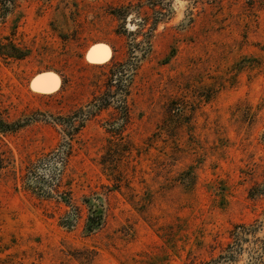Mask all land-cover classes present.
Returning a JSON list of instances; mask_svg holds the SVG:
<instances>
[{
    "label": "rangeland",
    "instance_id": "1",
    "mask_svg": "<svg viewBox=\"0 0 264 264\" xmlns=\"http://www.w3.org/2000/svg\"><path fill=\"white\" fill-rule=\"evenodd\" d=\"M134 40L150 49L114 93L127 118L112 102L77 129ZM1 42L24 52L0 55V112L21 122L4 147L19 175L70 141L79 216L0 177V264H252L218 257L264 211V0H24L0 11Z\"/></svg>",
    "mask_w": 264,
    "mask_h": 264
},
{
    "label": "trees",
    "instance_id": "2",
    "mask_svg": "<svg viewBox=\"0 0 264 264\" xmlns=\"http://www.w3.org/2000/svg\"><path fill=\"white\" fill-rule=\"evenodd\" d=\"M24 0H0V11L2 13H9L18 8ZM127 9V8H126ZM120 15H126L127 10H120ZM124 12V13H123ZM145 24V23H144ZM133 34V33H132ZM135 34V33H134ZM130 45V53L133 54L132 58L127 61H113L111 60L109 65L110 76L107 78L108 90L102 95L94 96L91 102L88 104V110L85 112L84 108H81L73 117L79 118V127H82L87 119L88 115L95 114L108 108L113 102L116 105H120L122 119H126L128 115L127 100L128 90L117 92L116 99L114 93L119 89V85L125 82L131 81L130 69L137 65L132 60H138L141 57H145L150 49V44L143 46L141 41L134 40ZM13 47V46H12ZM14 47L13 51H9V44L0 43V55L4 58H21L24 56V52L17 50ZM137 53H140L137 55ZM130 61V62H129ZM114 88H116L114 90ZM114 90V91H112ZM74 119V120H75ZM66 125H70L72 129H76L73 122L69 121ZM21 127L20 121H10L0 112V177L11 173L14 178H20L24 188L37 191L44 196L57 195L61 199L67 195L65 200L68 205L76 210L75 217L79 216V209L75 207L73 198L71 196V190H61L62 180L65 174V169L69 161V155L72 152V143L69 141L67 146L58 145L51 149L47 153L39 156L35 161L30 162L24 168L19 170V175L15 167V158L12 153L4 147V138L6 135L15 133ZM67 134H71L68 130ZM66 147V148H65ZM49 168V173L45 170ZM68 224V223H67ZM262 234V235H260ZM248 251L251 256L252 264H264V211L262 212V218L256 217L251 222L235 224L230 230V241L225 246L223 252L219 255V259L226 262L236 263L238 257L245 251ZM219 262V260H217ZM202 264H217L216 259L207 261Z\"/></svg>",
    "mask_w": 264,
    "mask_h": 264
},
{
    "label": "water",
    "instance_id": "3",
    "mask_svg": "<svg viewBox=\"0 0 264 264\" xmlns=\"http://www.w3.org/2000/svg\"><path fill=\"white\" fill-rule=\"evenodd\" d=\"M97 47V46H96ZM94 47V48H96ZM92 48L89 52L90 59L94 60L93 58V49ZM56 85V79L51 74H43L37 80V87L40 90H50Z\"/></svg>",
    "mask_w": 264,
    "mask_h": 264
},
{
    "label": "bare ground",
    "instance_id": "4",
    "mask_svg": "<svg viewBox=\"0 0 264 264\" xmlns=\"http://www.w3.org/2000/svg\"><path fill=\"white\" fill-rule=\"evenodd\" d=\"M105 54V50L104 49H102V48H97V49H95V51H94V56H96V57H98V58H100L102 55H104Z\"/></svg>",
    "mask_w": 264,
    "mask_h": 264
}]
</instances>
